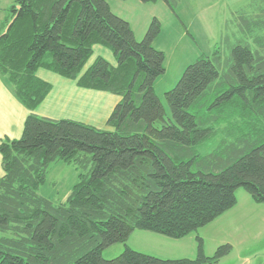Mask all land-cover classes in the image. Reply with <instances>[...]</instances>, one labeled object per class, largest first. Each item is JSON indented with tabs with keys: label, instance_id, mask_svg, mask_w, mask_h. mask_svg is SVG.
I'll return each instance as SVG.
<instances>
[{
	"label": "trees",
	"instance_id": "trees-1",
	"mask_svg": "<svg viewBox=\"0 0 264 264\" xmlns=\"http://www.w3.org/2000/svg\"><path fill=\"white\" fill-rule=\"evenodd\" d=\"M246 28L255 44L240 39L225 59L215 50L186 68L165 94L168 117L154 88L166 59L154 47L157 18L139 41L106 0H15L0 28V75L25 107L36 109L51 91L40 69L122 100L111 130L30 114L20 139H3L0 264H217L228 256L231 244L208 256L199 236L195 258L126 247L108 260L103 252L136 230L186 237L235 208L240 189L264 204V39ZM96 45L117 66L100 57L85 71ZM224 61L229 87L217 83ZM212 139L219 144L201 154ZM60 161L80 173L55 202L40 188Z\"/></svg>",
	"mask_w": 264,
	"mask_h": 264
},
{
	"label": "rangeland",
	"instance_id": "rangeland-1",
	"mask_svg": "<svg viewBox=\"0 0 264 264\" xmlns=\"http://www.w3.org/2000/svg\"><path fill=\"white\" fill-rule=\"evenodd\" d=\"M108 2L115 14L130 23L139 41L145 37L154 18L161 22L162 32L155 40L154 47L165 54V73L156 80L154 88L168 117H172V113L165 94L177 85L189 65L201 56L213 54L215 50H219L225 59L240 39L244 42L247 38L255 44L254 38L249 37L251 32L247 25L255 31L254 37L258 32L264 39V0H174V9L164 0L156 3L140 0ZM245 18L251 21H246V26ZM256 21L263 23L260 22L258 26L254 24ZM95 55L108 56L98 46ZM228 68V62L224 61L217 81L226 87L230 86L225 76ZM214 140L201 147L200 153H209L219 144L220 140ZM79 173L74 164L61 161L51 164L40 195L55 202L65 200L78 182ZM237 198V210L186 237L175 239L136 230L127 243L105 249L103 256L108 260L113 259L129 247L166 258H195L199 236L204 240L208 256H213L221 245L233 246L232 252L217 264H264V204L256 203L244 189L238 191ZM245 258L250 262L246 263Z\"/></svg>",
	"mask_w": 264,
	"mask_h": 264
},
{
	"label": "crops",
	"instance_id": "crops-1",
	"mask_svg": "<svg viewBox=\"0 0 264 264\" xmlns=\"http://www.w3.org/2000/svg\"><path fill=\"white\" fill-rule=\"evenodd\" d=\"M14 1L0 0V28L6 17L8 8ZM106 1L108 2V0ZM109 5L111 6L110 3ZM97 46L103 48V53L108 56L110 55V57L95 55V48ZM100 57L107 60L113 66H117L118 64L115 55L109 48L96 45L94 46L93 55L85 67V71ZM93 58H95L93 63H90ZM37 75L43 81L51 84V91L43 103L34 110L28 109L18 100L12 89L0 75V144L6 138L11 140L20 139L23 135L25 122L30 114L53 120L77 121L101 130L112 129L108 121L115 107L122 100L121 96L110 92L80 87L75 80L64 78L46 69H40ZM4 175L3 157L0 152V177ZM238 206L239 203L223 216L237 210ZM245 261L246 263L250 262L246 258Z\"/></svg>",
	"mask_w": 264,
	"mask_h": 264
}]
</instances>
